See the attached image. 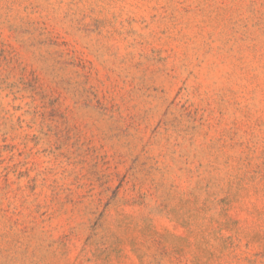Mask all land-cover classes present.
Instances as JSON below:
<instances>
[{"label": "rangeland", "instance_id": "374dc122", "mask_svg": "<svg viewBox=\"0 0 264 264\" xmlns=\"http://www.w3.org/2000/svg\"><path fill=\"white\" fill-rule=\"evenodd\" d=\"M0 264H264V0H0Z\"/></svg>", "mask_w": 264, "mask_h": 264}]
</instances>
